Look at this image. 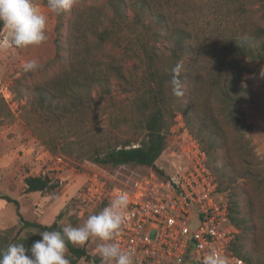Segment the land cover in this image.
<instances>
[{
    "label": "trees",
    "instance_id": "1",
    "mask_svg": "<svg viewBox=\"0 0 264 264\" xmlns=\"http://www.w3.org/2000/svg\"><path fill=\"white\" fill-rule=\"evenodd\" d=\"M106 10L112 11L108 25L96 33L93 41L88 38L90 28L106 17ZM128 11L133 13L129 15ZM68 12L72 17L66 22ZM146 16L152 20L146 21ZM56 19L55 56L42 63L41 68H52L53 61L62 67L35 85L34 91L41 99L37 110L44 109L52 125L63 120H85L88 111L103 98L93 96V90L105 87L114 76L133 95V113L138 121L127 138L95 140L89 157L103 169L144 166L153 168L160 176L164 169L156 161L166 149L167 134L176 113L181 114L206 152L222 190L230 196V220L239 229L234 252L246 264H264V245L258 233L264 230L262 222L258 226L260 218L264 225V216H257L252 191L238 182L245 171L235 166L229 147L230 129L239 134V153L244 146V113L240 106L252 100L243 83L249 69L243 61L264 63V26L250 14L246 0H104L73 7L56 15ZM106 42L112 44L107 50ZM115 46L123 49L120 56L111 52ZM128 60L136 63L126 68L124 62ZM177 63L182 65L179 78L183 95L179 97L172 94L170 85L171 69ZM61 100L64 109L57 110L52 103ZM138 128L142 135L136 134ZM24 182L25 193L56 187L48 174L28 175ZM0 199L19 205L7 194L0 195ZM18 215L22 221L19 231L29 227L41 231L63 227L60 214L51 227L26 220L20 212ZM39 239V234L31 232L15 238L0 234V250L13 243L28 247ZM68 258L72 264L80 259L100 262L85 246L70 243Z\"/></svg>",
    "mask_w": 264,
    "mask_h": 264
},
{
    "label": "rangeland",
    "instance_id": "2",
    "mask_svg": "<svg viewBox=\"0 0 264 264\" xmlns=\"http://www.w3.org/2000/svg\"><path fill=\"white\" fill-rule=\"evenodd\" d=\"M104 0H77L75 8ZM247 7L253 18L264 26V0H246ZM39 11L48 16L47 40L39 46L14 48L8 45V35L0 27V195L7 194L19 200V205L0 199V234L12 237H23L27 232L38 234L43 232L36 228L19 229L24 219L44 224L55 221L60 214L62 226L71 224L82 226L89 215L99 212L111 201L109 196L88 198L85 188L89 177L97 174L107 188L121 185L137 174H150L153 168L134 165H120L116 168L103 169L95 165L89 155L92 143L99 138L110 139L129 137L137 124V116L133 113L132 94L123 89L119 81L112 76L105 87L95 88L92 94L96 98L103 96L99 105L88 111L85 120L71 119L61 124H51L44 109L37 110L41 101L34 91L35 85L44 82L62 64L53 61L52 68H39L34 72H24L25 61L35 59L41 65L54 58L56 36V15L47 8V0H34ZM106 17L98 25L90 28L88 38L95 41L96 33L108 25L112 11L106 10ZM133 11H128L131 15ZM72 17L66 13V22ZM145 20L150 22L149 16ZM72 26V23H69ZM67 26H65L66 28ZM67 29L64 30V34ZM63 41V40H62ZM162 42L159 45L162 46ZM112 44L105 43V48ZM115 56L123 52L121 47H113ZM136 62H124L126 68ZM249 69L244 73L243 83L250 91L251 102L243 104L240 109L244 113L241 123L244 144L238 152V136L230 129V153L235 166L242 167L245 174L239 179L252 191L257 216H264V63L243 61ZM109 90L108 93H106ZM4 95L7 96L5 99ZM57 110L64 109V101H53ZM137 135L143 131L138 128ZM241 135V136H242ZM193 134L189 131L182 115L176 113L169 133L167 146L156 161L159 168L169 169L171 154L180 152L182 145L192 141ZM195 138V137H194ZM137 145L135 143L133 146ZM238 153V154H237ZM237 154V155H236ZM48 174L56 187L43 192L25 193L24 179L28 175ZM263 225V218L258 219V226ZM19 231V232H18ZM18 233H20L18 235ZM259 239L264 245V230L258 231ZM97 238H90L85 244L89 254H96ZM68 255V254H67ZM72 264V263H71ZM76 264H93L92 261L80 259ZM99 264H101V259Z\"/></svg>",
    "mask_w": 264,
    "mask_h": 264
},
{
    "label": "built area",
    "instance_id": "3",
    "mask_svg": "<svg viewBox=\"0 0 264 264\" xmlns=\"http://www.w3.org/2000/svg\"><path fill=\"white\" fill-rule=\"evenodd\" d=\"M5 99L7 96L4 95ZM171 154L169 169L137 174L107 188L97 174L86 184L88 198L120 190L130 194L125 221L113 242L131 250L135 264H199L207 251H223L231 264H246L233 250L239 229L230 220V196L222 190L197 140Z\"/></svg>",
    "mask_w": 264,
    "mask_h": 264
},
{
    "label": "clouds",
    "instance_id": "4",
    "mask_svg": "<svg viewBox=\"0 0 264 264\" xmlns=\"http://www.w3.org/2000/svg\"><path fill=\"white\" fill-rule=\"evenodd\" d=\"M77 0H47V8L54 14L72 9ZM48 16L39 11L34 0H0V27L6 30L8 45L14 48L39 46L47 40ZM41 67L35 59L25 61L24 72H34ZM182 65L177 63L171 69V91L174 96H182L180 73ZM130 203V194L125 190L116 193L107 206L91 214L79 227L71 224L60 230L38 233L41 239L28 247L24 243L9 244L0 250V264H71L68 258V244L83 245L90 238L101 241L96 254L101 264H135L131 250L124 251L114 238L125 221V212ZM51 227V222L47 223ZM177 264H180L178 261ZM199 264H231L230 258L215 247L202 256Z\"/></svg>",
    "mask_w": 264,
    "mask_h": 264
},
{
    "label": "crops",
    "instance_id": "5",
    "mask_svg": "<svg viewBox=\"0 0 264 264\" xmlns=\"http://www.w3.org/2000/svg\"><path fill=\"white\" fill-rule=\"evenodd\" d=\"M16 200H18V199H16ZM18 202H19V200H18Z\"/></svg>",
    "mask_w": 264,
    "mask_h": 264
}]
</instances>
